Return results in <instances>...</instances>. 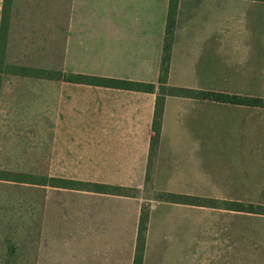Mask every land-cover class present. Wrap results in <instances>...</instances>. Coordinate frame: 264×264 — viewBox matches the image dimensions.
Here are the masks:
<instances>
[{"label": "crops", "instance_id": "1", "mask_svg": "<svg viewBox=\"0 0 264 264\" xmlns=\"http://www.w3.org/2000/svg\"><path fill=\"white\" fill-rule=\"evenodd\" d=\"M168 4L9 6L6 65L155 87L2 76L0 170L61 178L19 169L65 168L61 179L83 185L0 181L65 191V253L58 251L65 264H134L142 210L148 220L141 264H264V214L224 206H264V108L192 94L264 99V4L179 0L160 90ZM50 196L43 195L45 217ZM38 255L48 256L47 247Z\"/></svg>", "mask_w": 264, "mask_h": 264}, {"label": "rangeland", "instance_id": "2", "mask_svg": "<svg viewBox=\"0 0 264 264\" xmlns=\"http://www.w3.org/2000/svg\"><path fill=\"white\" fill-rule=\"evenodd\" d=\"M260 91L264 97V88ZM19 170L65 178V168ZM47 192L51 199L45 217L43 195ZM13 246L16 255H8ZM42 247H47L48 256L38 255ZM58 251L65 253V191L0 183V264H65V254Z\"/></svg>", "mask_w": 264, "mask_h": 264}, {"label": "trees", "instance_id": "3", "mask_svg": "<svg viewBox=\"0 0 264 264\" xmlns=\"http://www.w3.org/2000/svg\"><path fill=\"white\" fill-rule=\"evenodd\" d=\"M3 12L0 24V87L1 80L3 75H13L24 78H33V79H44V80H53V81H63L74 84L90 85V86H105L115 89H127L135 91H144V92H153L155 87L149 84H138L127 81L111 80V79H102L86 75H67L62 72L50 71V70H40L32 69L21 66L6 65L5 64V44H6V35H7V25H8V10L11 5L12 0H3ZM179 0H169L168 4V13H167V26H166V41L163 49V58L160 68L159 76V87L160 90L164 89L167 83V73H168V61H169V51L171 45V36L173 32V27L175 23V16L177 12ZM258 2H263L264 0H254ZM196 97L213 100L220 103H229L235 105H245L251 107H260L264 108V100L259 98H242L237 96H230L227 94L213 93V92H193ZM161 100L157 101V111L155 114V121L153 128H158V117L160 115ZM0 181L16 182L21 184H34L37 186H49L53 188L60 189H76L82 187V184L57 179V178H48L41 176H33L26 174H13L7 171L0 170ZM109 191L115 190L108 188ZM224 206H229L230 208L239 209L241 211L256 212L264 214V206L252 205V204H243V203H225ZM147 212L142 210L139 225H138V234L136 240V249L134 264H141L144 251V241L145 233L147 230Z\"/></svg>", "mask_w": 264, "mask_h": 264}]
</instances>
